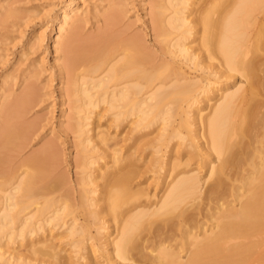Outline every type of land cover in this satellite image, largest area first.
Here are the masks:
<instances>
[{"label":"bare ground","instance_id":"obj_1","mask_svg":"<svg viewBox=\"0 0 264 264\" xmlns=\"http://www.w3.org/2000/svg\"><path fill=\"white\" fill-rule=\"evenodd\" d=\"M196 2L198 3L197 0L192 2L190 0H154L151 29L159 43L158 50L160 52L157 60V56L153 57L149 53L144 40L133 34L119 41L110 36L107 30L102 33L100 30L99 35L87 36L85 40L78 43V39L76 40L80 22L77 19L78 7L68 4L61 13L58 25L59 34L56 37L54 48L56 49L60 45L64 46L67 53L65 64L73 71L71 87L68 88H70V92L72 91L71 94L77 96L74 125L80 135L78 140L82 146V153L86 151V145L92 142V135H88L89 129L85 128V125L88 124L86 120L88 119L86 114L88 110L81 113L87 105L96 107L99 102H104L107 105V110L116 108L107 120L117 124L123 120L132 121V119L138 122L146 117L148 112H154L155 116L161 117L163 120L166 117L162 115L170 109L168 105L177 99L174 94L181 91L184 96H188L186 97V100H189L187 108L192 107L194 111L192 115L186 109L183 110L185 118L180 122L184 121V126L191 130L189 119L199 121L202 117V108L196 106L195 103L198 99L197 95L201 94L204 97L203 94L207 92V89L197 86V81L184 75L180 71L179 64H176L174 60L167 61L166 53L172 57H182L184 61L190 62L192 67L199 68L203 72L209 69V73H218L219 76L229 77V72L235 71L244 76L247 82L249 81L247 87L236 85L230 88L226 83L216 87L215 90L220 91V95L210 106L208 117L206 116V119L201 121L203 128L199 135H204V141L198 146L194 142V138L197 137L196 133L188 137L189 155L200 156L197 164L208 162L206 178L201 180L196 168L192 170L188 168L189 171L188 169L184 170L183 166V169L175 168L181 163L172 162L171 179L166 183L163 179L162 193L156 201L151 202L149 199L150 202L148 201L149 204H147L144 200L141 201L145 195L142 189L139 190L141 187L133 188L129 185L130 182L128 183L131 171L128 166L132 160L131 155L121 154V146L118 141L108 143L107 133L100 132L97 133V138L109 149V161L111 160L113 164H111V169L106 170L108 160L100 163L95 158H88L89 156L80 160V172L84 173L80 179L84 187L82 186L78 194V203L81 206V211L91 216L95 221L102 217L101 214L104 211L116 220L115 235L111 240V257L115 255L121 260L129 259L133 256L132 252L134 251L149 260V255H146L147 252L144 251V248L150 246L151 243L147 242L151 236L161 234L162 237L158 238L161 241L157 242L156 253L155 248L151 251L150 247L147 248L149 252H154L152 253L154 255L150 253L153 256L151 259L158 260L159 264H264V85L262 83L264 67H260L262 63L257 65L254 63L255 60L251 57L250 49L246 46V42L249 44L250 33L246 24L249 21L250 9L254 7L251 8V5L261 3L264 6V0H201L200 7L197 6L196 10L187 7V5L191 6ZM215 6L220 7V10L214 15L217 12H214ZM192 12H196L197 17H190ZM120 13L121 10L115 4H111L102 13L104 16L102 18H105L109 25L114 26ZM193 15L195 16V14ZM70 20L74 21L71 24L69 35L62 41L60 39L61 32L64 30V25ZM196 23H199L200 26L199 38L194 39L198 40V46L192 48L187 39L194 32L193 28ZM253 23L255 22L253 21ZM199 44L203 52L208 54L206 60L213 59L212 54L220 55L218 56L221 57L220 60L218 59V65L207 63V61L204 63L206 54L201 56ZM197 47L198 49H196ZM259 47L258 49H260ZM84 65L85 67L80 69ZM103 65L104 67L101 69ZM93 73L94 75H92ZM260 78H263L262 82L258 81ZM206 85L209 89L212 88L210 81ZM92 88L98 89L91 92ZM171 95H174V100L171 99ZM21 100L22 98L18 100V103ZM3 109L9 116L13 111L11 110L13 106H6ZM7 121L8 123L6 122L0 128V137L8 138L10 142H5V144L10 145L13 141L11 138L17 137L21 131H24V127ZM243 125H245V129ZM241 127L242 130L247 129V133L245 131L247 135H244L242 131L243 138H234ZM173 135L183 137L176 131H173ZM13 145L15 144L13 143ZM91 147L94 148V144ZM199 150H203V153ZM45 151L46 148L26 160L25 163L31 166L30 171L18 173L17 170L12 174L11 178L14 180L11 186L8 185V188L6 186L7 189H0L1 193L6 191L0 194V229L5 224L12 223L15 215H12L10 211L18 207L16 214L19 227L16 234L18 236L31 234L40 228L39 220L32 222L35 214L41 212L43 215L44 209L47 210L55 204L53 184L47 181L48 166L45 161L47 157ZM204 154L213 155V159L212 157L211 159L205 158ZM187 161L189 162V159L185 158L186 166L188 165ZM98 179L103 181L102 185L97 182ZM3 181L1 179V186H3ZM202 182L207 183L204 189H201ZM99 185L101 188L99 187L97 190L96 187ZM42 189L47 190L43 192ZM40 198L42 199L39 200ZM187 198L199 199L198 202L201 200L198 206L195 204L192 211L194 214H187L182 207V210L177 212V216H171L172 219L169 217L163 219V215L166 216L176 210V206H180L179 203ZM202 203L207 205L208 210L214 209L210 212L211 214L209 213V219L211 218L210 221L213 220V222L207 224V227L204 225L205 220L203 223L202 219L196 216L197 214L201 215L202 210L206 209ZM66 207H70L72 213L76 209L70 205L51 208L49 211H52V214L46 217L43 215L42 221L50 224L52 220H60ZM161 214L162 216H159ZM151 215H154L153 218L158 216L157 220L161 217L158 226L155 224L156 227L153 226L149 230L152 227V222H148V219L147 224L145 223V226L149 227L148 231H145L144 236L139 235V229L146 228H143V224ZM173 218L175 220L169 222ZM206 218H208L207 215ZM142 222L143 224H141ZM54 224L48 228L49 234L52 232ZM62 225L64 223L59 226ZM172 226H175V230H179L180 234L182 232L183 235H181L185 238L183 241H177L178 244L173 247L176 250L171 248L170 244L167 246L165 243L175 236L176 232H171ZM100 228V225H97L99 234L101 233ZM102 229L104 230L103 227ZM169 229L171 231H168ZM64 231L68 235L80 232L81 227L76 224L75 219H72ZM150 232H152L151 235ZM42 239H30L28 243L29 255H23L12 248L10 251L0 250V258L4 260L5 264L12 262V264H20L26 260V256L34 259L37 254L43 256L44 253L58 258L59 250L57 251L47 238ZM75 244L76 242L73 243L74 246ZM184 247L187 255L182 259L177 250ZM6 252L8 255H5ZM135 258V261L144 260V258ZM56 263L63 264V261L57 260ZM154 263L156 264V261Z\"/></svg>","mask_w":264,"mask_h":264},{"label":"rangeland","instance_id":"obj_2","mask_svg":"<svg viewBox=\"0 0 264 264\" xmlns=\"http://www.w3.org/2000/svg\"><path fill=\"white\" fill-rule=\"evenodd\" d=\"M190 1L192 2L193 0ZM197 1L198 3H192L191 6L187 5V7H192L196 10L201 0ZM153 3L154 0H0V128L6 122L8 123L7 120L24 127V131H21L17 137H14L16 139L11 138V141H13L10 145L8 144L10 142L8 138L0 137L2 140H0V178L4 180L3 186H1L0 179V189L2 188L1 190H3L6 186L7 188L11 186L14 180L11 178L12 174L17 172V170L18 173L21 171H30L31 166L25 163L26 160H29L32 156L46 148L45 153H47L45 155L47 157L45 161H47L46 163L48 166L46 175H48L47 181L53 184L52 190L55 196V204L47 210L44 209L43 215H45V217L51 215L52 211L50 212L49 209L54 207L57 208L61 205H70L76 208L72 213L70 212V207H66L60 220H52L50 224H46L45 221H42L43 215L41 212L36 213L32 222L34 220H39L38 224L40 228L31 234L27 233L21 236L16 234L19 227V220L16 214L18 207L13 208L10 211L12 215H15L13 216L12 223H7L0 229L1 251L5 249L10 251L12 248H15L16 251L23 253V255H29L28 243L30 239L43 240L42 238H47L48 242L52 243L57 251L59 250L58 258H53L45 253L43 256L37 254V257H34V259L30 256H26V260L20 264H57V260L63 261V264H145V262H147V264H155V261L156 264H159L158 260L153 261V259H151L153 258L151 254L154 252H149L148 247L151 248L150 251L155 248L154 251L156 253V246L159 241L158 238L162 237L161 234H158L159 236H151L147 243H151L152 245L150 244V246L147 247L148 249L144 248V251L148 253H146V255H149V260L139 256V254L134 251L132 252V257L138 259L144 258V260L135 261L134 258L131 259L132 257L121 260L115 255L113 257L110 255L112 254L111 240L115 235L114 228L117 226L116 220L112 219V216L110 217L108 212L104 211V213L101 214L102 217L98 221H95L91 216L81 211V206L78 203V194L82 186L84 187L80 179L81 175L84 173L80 172V160L89 156L88 158H95V160L100 161V163L105 160L109 161V149L106 145L99 142L97 133H107L109 136L108 143L117 140L118 144L121 146V154L131 155L130 157L132 160L128 166L131 170L128 183L130 182L129 185L133 188L138 189V187H141L139 190L142 189L144 194L147 195H143L141 201L144 200L147 204H149L148 201L150 202V200L151 202L156 201L162 193L161 183L163 179H165V183L171 179L173 174L170 175L172 162L181 163L180 165L178 164V166L176 165L175 168H182V166L184 170L196 168L198 174L201 176V180L207 177L208 171L206 172V170H208V162L197 164L200 156L197 155L196 157L195 155H189L190 148H188L189 146L187 144L188 137L196 133L197 137L194 138V142L198 146L204 141V135H199L202 132L201 128H203L201 121L202 119H206V116L208 117L210 114L209 110L211 109L210 106L215 103L214 101H216L220 95V91L215 90L216 87H219V85L222 86L223 83H226L230 88L236 85L247 87L249 81L247 82L244 76L235 71L229 72V77L223 75L219 76L218 73H209V69L203 72L199 68L192 67V64L184 61L182 57H172L169 53L165 55L167 61L172 62L174 60L176 64H179L180 71H182L184 75L197 81V86H203L207 89V92L203 94L204 97H202L201 94L197 95L198 99L195 103L196 106L202 108L201 116L203 118L201 117L199 119L200 122L197 119H189V122L191 121V130H188V128L184 126V121L180 122L185 118L183 110L186 109L192 115L194 111L192 107L187 108L189 100L187 101L186 97L188 96H184L181 91L174 94L177 99L175 102L171 101L172 103L168 105L170 109L162 115L166 117L163 120L161 117L158 118V116H155L154 112H148V115L138 122L132 119V121L123 120L117 124L114 121L110 122L107 120V118L111 116L110 114L112 111L116 108L107 110V105L104 102H99L96 107L91 105L85 106L84 111L81 112L83 114L85 110H88V113H86L88 116V119H86L88 124L85 125V128L89 129L87 134L92 135V142L86 145V151L82 153L81 150L82 146L78 140L80 135L76 130L77 127L74 125L76 122L74 111L77 105V100H75L77 96L75 97V95L71 94L72 91L70 92V88H68L71 87L70 82L73 78V71L65 64L67 53L64 46L60 45L57 46L56 49L54 48L56 37L59 34L58 25L61 13L68 4L78 7L79 15L77 19L80 21L78 23L76 37L78 43L85 40L87 36L95 37L99 35L100 30L101 33L107 30L110 36L115 37L114 39L119 41L133 34L144 40L145 45L149 49V53L153 57L157 56V60L160 52L158 50L159 43L157 36H155V33L151 29ZM111 4H115V6L121 10L119 19L114 26L109 25L105 18H102L104 17L102 13H104L105 9L111 6ZM251 8L248 18L249 25L246 24L248 32L250 31L248 37L249 44L246 42V46L249 47L251 57L255 60V62H253L256 63V65L262 63L263 65L261 64L260 67L263 68L264 6L261 5V3L259 5L254 3V5H251ZM219 10L220 7L215 6L214 12H217H215L214 15L217 14ZM193 12L192 14H195V16L191 14L190 17H197L198 14ZM73 21L74 20H70L64 25V30L61 32L60 36L62 41L67 39ZM253 21L255 23H253ZM193 30L194 32L190 34L187 39L192 48L196 45L198 46V40L195 41L194 39L199 38V23L194 25ZM258 47L260 49H258ZM196 49H198V47ZM200 49L202 57L204 56L202 54H206L204 56V63L207 61V63L210 64H217L218 59H221V57H218L220 56L219 54H212L214 58L206 60V56L208 55L207 52H203L202 47ZM259 50L261 51L259 52ZM200 52L198 53L199 55ZM84 67L85 65L81 66L80 69ZM103 67L104 65L101 69H103ZM92 75H94V73ZM208 81H210V87H212L210 89L206 85ZM258 81L262 82L263 78L258 79ZM262 83L264 85V81ZM96 89L92 88L91 92L97 91ZM174 95H171L172 100H174ZM21 98L22 100L18 103V100ZM6 106H13V109H11L13 111H11L9 116L6 115L5 109H3ZM98 112L102 115H97L96 113ZM6 116L10 118L7 119ZM245 125H243V128ZM244 129L242 130L241 127L239 132H237L238 136L236 134L234 138H241L247 135V129ZM173 131H176L178 134L180 133L183 137L179 135L174 136ZM5 142L8 143L5 144ZM13 143L15 145H13ZM92 144H94L96 148L91 147ZM200 152L203 153V150ZM99 156L101 157L100 159ZM204 157H207V159H211L212 157L213 159V155L209 156L204 154ZM185 158H187V160L189 159V162L187 161V166L184 164ZM214 163L216 164V161H214ZM111 164L113 163H111L110 160L107 163L106 170L109 168L111 169ZM97 182L101 183V185L103 183L100 179H98ZM202 183L201 189H204L207 183ZM99 187L100 185L97 186L96 189L99 190ZM46 190L47 189H42L43 192ZM4 192L6 191L0 192V194ZM92 195L97 196L96 194ZM41 199L42 198L39 200ZM197 200L199 199L187 198L181 201V203H179L180 206H176L177 209L174 210L175 212L171 211V214L169 213L166 216L163 215V219L166 217L172 219L171 216H177V212L182 210V207L187 214H192L195 204L198 206L201 203V200L199 202ZM203 204L204 203H202V206L206 208L202 210L203 215L197 214L196 216L202 219L203 223L205 220L204 225L207 227V224L213 222V220L210 221L211 218L209 219V215L214 209L208 210L206 207L207 205ZM205 214L208 218H206ZM159 216H162V214ZM153 217L154 215L148 218L146 217L147 219L145 218L144 224L143 222L141 223L144 225V227H141L146 228L142 229L140 227V231L138 230L139 235L144 236L146 233L145 231H148L149 227L147 228V225L145 226L148 219V222H152V227L149 228V230H151L153 226L156 227V225L159 224V219L161 217H159L158 220V216L156 218ZM174 218L173 220L169 219V222L174 221ZM72 219H75L76 224L81 227V231L67 235L64 230H66V227L70 224ZM61 223H64V225L59 226ZM53 224L54 227L49 234L48 228ZM97 225L101 227L99 229L101 231L100 234L98 233ZM174 227L175 226H172V231L171 229L168 230L172 233L176 232L174 238H172L173 241L171 242L172 239H169V241L167 240L165 242L167 246L170 244L172 246L171 248H173L175 244H178V242L183 241L184 238L182 237V232L181 235L180 231L177 229L175 230L176 227ZM141 230H144L143 233ZM151 233L152 232H150V235ZM74 242H76L75 246L73 245ZM190 246L192 247V245ZM177 251L180 252L182 259L187 255L185 253V247L182 249L178 248ZM5 255H8V252H6ZM143 255H145V253ZM132 260H134V263ZM0 264H5L4 260L1 258Z\"/></svg>","mask_w":264,"mask_h":264}]
</instances>
